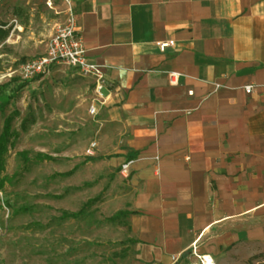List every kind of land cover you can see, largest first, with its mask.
Listing matches in <instances>:
<instances>
[{
  "label": "crops",
  "instance_id": "0c3cea01",
  "mask_svg": "<svg viewBox=\"0 0 264 264\" xmlns=\"http://www.w3.org/2000/svg\"><path fill=\"white\" fill-rule=\"evenodd\" d=\"M53 2L59 15L44 0L43 11L54 25L63 6ZM71 2L86 56L105 76L94 91L97 157L86 161L118 175L131 162L116 211L135 212L130 239L145 256L156 239H176L166 243L174 256L152 260L162 264L192 250L214 261L233 244L262 249L264 0ZM161 43L171 47L161 52ZM170 72L181 75L175 84Z\"/></svg>",
  "mask_w": 264,
  "mask_h": 264
},
{
  "label": "rangeland",
  "instance_id": "374dc122",
  "mask_svg": "<svg viewBox=\"0 0 264 264\" xmlns=\"http://www.w3.org/2000/svg\"><path fill=\"white\" fill-rule=\"evenodd\" d=\"M44 7L43 0H2L0 26L8 35L0 39V85L15 78L19 64L44 52L56 17ZM16 24L21 32L14 29ZM20 83H11L8 90ZM93 88L91 79L58 65L25 84L7 107L5 116L18 113L12 122L17 138L2 173L0 264H151L165 259L161 253L175 255L166 243L176 239H156L152 254L145 256L143 243L130 239L128 218L107 221L124 209L119 193L129 181L109 162L86 161L98 117L89 114L97 104ZM23 120L27 124L22 131ZM37 154L48 158L35 161ZM96 155L95 149L91 158ZM81 210L78 218L64 216ZM211 241L205 239L201 246L208 248ZM187 259L177 264H187ZM213 262L264 264V247L233 244L218 250Z\"/></svg>",
  "mask_w": 264,
  "mask_h": 264
},
{
  "label": "built area",
  "instance_id": "2783aa9c",
  "mask_svg": "<svg viewBox=\"0 0 264 264\" xmlns=\"http://www.w3.org/2000/svg\"><path fill=\"white\" fill-rule=\"evenodd\" d=\"M53 1L54 0H44V3L49 10L55 12ZM58 1L61 6H63V19L57 21L53 25V33L48 39L44 52L19 64L16 71L14 72V76L20 82H30L33 79L44 75L51 67L64 65L74 69L82 77L91 79L94 84V91L99 93V91L103 88L105 81L104 67L93 60L88 59L86 56L83 46V39L79 32L78 21L73 12L71 0ZM55 13L56 15H59V12ZM167 47H171V44H159V50L161 52H163ZM179 76L181 75L177 72H170L169 77L171 84H175V80H177ZM262 88L264 89V85H262ZM243 90L245 94H250L253 90V86H245L243 87ZM189 94H191V92H189ZM95 113V107L91 106L89 109V114L94 115ZM95 148L96 144L94 142L91 143L86 151V155L88 157L93 156ZM130 165L131 162H125L120 166L119 173L123 178L129 177ZM187 257V264H204L203 258L205 255H196L194 250H192L184 258L186 259ZM192 257L194 262L191 260ZM180 259V256L172 257L170 264H177ZM151 264L162 263L152 262Z\"/></svg>",
  "mask_w": 264,
  "mask_h": 264
},
{
  "label": "trees",
  "instance_id": "16d2710c",
  "mask_svg": "<svg viewBox=\"0 0 264 264\" xmlns=\"http://www.w3.org/2000/svg\"><path fill=\"white\" fill-rule=\"evenodd\" d=\"M7 33H4L0 30V39H4L6 37ZM39 77L33 79L37 80ZM17 78H13L10 83L0 85V118H2V122L0 124V192L2 191L5 183V178L2 177V173L5 170V161L8 151L12 148L14 140L17 138V133L13 131L12 129V122L15 119V117L18 115L17 111H13L9 115L5 116V112L7 110V107L14 101L16 98V95L24 88L25 84L28 82H21L18 84L15 88H12L10 90L9 87L11 86V83H16ZM27 120H23L20 124V129L23 131L26 129ZM25 162H29L26 156V153H20L19 154ZM48 157H45L41 154H37L34 158L35 161H39L42 159H45ZM91 157H88V160ZM130 160V159H127ZM71 172L62 174V176H69ZM96 200V199H95ZM92 202L88 203L91 204ZM79 211L77 213L72 214H64L65 217L69 218H78L80 213ZM135 214V212H126V211H118L115 214H113L111 217L107 219L109 223H120L121 219H126L129 215ZM189 253H184V256H187Z\"/></svg>",
  "mask_w": 264,
  "mask_h": 264
},
{
  "label": "bare ground",
  "instance_id": "6f19581e",
  "mask_svg": "<svg viewBox=\"0 0 264 264\" xmlns=\"http://www.w3.org/2000/svg\"><path fill=\"white\" fill-rule=\"evenodd\" d=\"M203 262H204V264H213L211 257H209L207 255H205V257L203 258Z\"/></svg>",
  "mask_w": 264,
  "mask_h": 264
}]
</instances>
